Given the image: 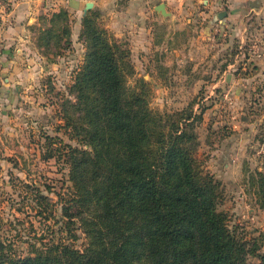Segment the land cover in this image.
<instances>
[{
  "label": "rangeland",
  "instance_id": "rangeland-1",
  "mask_svg": "<svg viewBox=\"0 0 264 264\" xmlns=\"http://www.w3.org/2000/svg\"><path fill=\"white\" fill-rule=\"evenodd\" d=\"M54 14L34 26L28 54L40 58L39 67L25 70L28 75L19 85L9 118L0 126V255L22 259L49 244L64 242L81 252L89 244L79 220L90 218L91 204L82 207L68 201L74 194L73 170L88 155L82 150L90 151L80 142L83 114L77 108L75 88L88 50L79 19L69 14L62 27L57 20L52 22ZM97 18L106 26L100 12ZM199 25L145 53L133 51V30L126 34L127 40L115 38L132 52L135 74L127 78L129 88L148 92L155 117L166 120L189 110L200 118L190 127L198 137L196 161L220 185L223 198L217 210L226 215L233 236L247 246V261L260 264L264 74L257 64L264 66V54L248 46L264 43V21H256L258 32L242 49L230 34L218 42L201 38ZM67 26L71 33L62 40L45 42L40 34L50 29L60 37Z\"/></svg>",
  "mask_w": 264,
  "mask_h": 264
},
{
  "label": "trees",
  "instance_id": "trees-1",
  "mask_svg": "<svg viewBox=\"0 0 264 264\" xmlns=\"http://www.w3.org/2000/svg\"><path fill=\"white\" fill-rule=\"evenodd\" d=\"M97 15L83 20L88 55L75 83L80 142L90 151L82 150L88 155L73 170L68 200L91 204L90 218L79 220L88 247L54 243L24 259L1 254L0 264H249L247 246L217 210L220 185L196 161L198 137L190 127L200 118L189 110L155 117L148 92L128 86L131 50ZM53 17L64 27L69 13ZM68 27L60 37L50 29L40 34L45 42L62 40Z\"/></svg>",
  "mask_w": 264,
  "mask_h": 264
},
{
  "label": "crops",
  "instance_id": "crops-1",
  "mask_svg": "<svg viewBox=\"0 0 264 264\" xmlns=\"http://www.w3.org/2000/svg\"><path fill=\"white\" fill-rule=\"evenodd\" d=\"M0 6V126L9 118L19 93V85L38 68L40 58H32L31 38L34 26L47 16L66 10L72 19L83 20L91 13L102 14L106 28L115 37L125 39L131 29L133 51L145 53L168 44L177 34L200 24L201 38L223 40L227 34L238 48L251 42L258 32L256 21H264V0H2ZM92 8L86 12L87 5ZM164 5L163 13L159 12ZM97 13V14H98ZM222 16V18H221ZM75 34V30L72 29ZM82 33H80L81 35ZM255 35V34H254ZM221 38V39H220ZM127 40V39H125ZM264 54V43L248 46ZM207 48V47H205ZM204 48V49H205ZM208 50V48H207ZM205 50V52H207ZM34 63V64H32ZM230 66V65H229ZM261 74H264V66ZM23 70V71H22ZM1 136V133H0Z\"/></svg>",
  "mask_w": 264,
  "mask_h": 264
},
{
  "label": "water",
  "instance_id": "water-1",
  "mask_svg": "<svg viewBox=\"0 0 264 264\" xmlns=\"http://www.w3.org/2000/svg\"><path fill=\"white\" fill-rule=\"evenodd\" d=\"M91 8H92V4H88V5H87L86 12L89 11ZM164 8H165L164 5H161L160 8L158 9L159 12L163 13ZM221 18H222V16H221Z\"/></svg>",
  "mask_w": 264,
  "mask_h": 264
},
{
  "label": "built area",
  "instance_id": "built-area-1",
  "mask_svg": "<svg viewBox=\"0 0 264 264\" xmlns=\"http://www.w3.org/2000/svg\"><path fill=\"white\" fill-rule=\"evenodd\" d=\"M0 6L4 7L6 9L7 4H5L4 2H2V0H0Z\"/></svg>",
  "mask_w": 264,
  "mask_h": 264
}]
</instances>
